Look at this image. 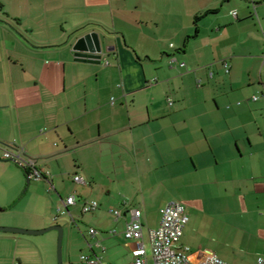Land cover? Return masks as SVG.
<instances>
[{
	"label": "crops",
	"instance_id": "crops-1",
	"mask_svg": "<svg viewBox=\"0 0 264 264\" xmlns=\"http://www.w3.org/2000/svg\"><path fill=\"white\" fill-rule=\"evenodd\" d=\"M0 3L17 24L0 17V139L5 151L24 147L48 173L0 195V226L59 224L62 198L75 194L64 216L79 227L88 213L82 202L95 199L86 196L89 186L102 189L104 203L90 226L96 235L79 227L83 261V254L111 264L132 259L129 214L116 219L113 209L141 208L150 244L160 208L180 200L189 215L180 242L194 259L215 253L257 264L264 255V0ZM90 31L103 40L100 62L74 56V42ZM196 216L209 238L192 235ZM55 237L0 231V264H56Z\"/></svg>",
	"mask_w": 264,
	"mask_h": 264
},
{
	"label": "built area",
	"instance_id": "built-area-1",
	"mask_svg": "<svg viewBox=\"0 0 264 264\" xmlns=\"http://www.w3.org/2000/svg\"><path fill=\"white\" fill-rule=\"evenodd\" d=\"M234 13L236 12L234 11ZM226 65H228L227 62ZM254 98L257 99L258 96L255 95ZM4 157L24 166L31 178L42 179L48 176V173L44 169L37 167L36 158L26 154L24 147H20L14 151L7 150ZM74 179L78 182H86L80 175H75ZM52 187L54 186L52 185ZM76 203L77 197L75 194H69L65 198H62L55 219H58L62 215L70 214L71 206ZM99 205L100 203L96 199H85L82 202V211H95L99 208ZM112 211L116 219L124 214H129L124 234L126 238L133 240L135 244L131 251L133 257L127 264H234L224 260L215 253H209L200 259L192 257L190 247L180 242L185 226L189 221L187 207L182 201L173 200L160 208L161 221L157 227L149 230L151 256L148 253L144 239L142 209L132 207L125 212L122 209H113ZM97 232L98 230L95 227L90 228L92 235H96ZM109 232L114 234L117 232V229L112 228ZM97 244H100V242L97 241ZM82 259L90 264H111L98 254H83ZM257 264H264V255L258 257Z\"/></svg>",
	"mask_w": 264,
	"mask_h": 264
},
{
	"label": "rangeland",
	"instance_id": "rangeland-1",
	"mask_svg": "<svg viewBox=\"0 0 264 264\" xmlns=\"http://www.w3.org/2000/svg\"><path fill=\"white\" fill-rule=\"evenodd\" d=\"M0 7V17L2 18H9L12 20L11 17L8 16V14L3 11ZM13 24V22L11 23ZM9 24V25H11ZM15 25V24H13ZM12 26V25H11ZM13 28H16L15 26H12ZM29 31V29H27ZM1 96V95H0ZM1 97H0V109H1ZM1 111H0V117H1ZM0 118V122H1ZM2 129V122L0 123V131ZM6 141H3L0 139V195H11L16 190V186L18 183H21L23 181L27 182V174L24 171V169L18 165L14 160L12 159H5L4 158V151L6 149ZM53 183V182H52ZM54 184V183H53ZM88 187L87 198H95L96 200L102 203V189L97 188H90ZM15 189V190H14ZM43 204L40 206V208H43ZM102 206L100 205L99 208L94 212H88L85 213V218L83 219V222L79 221V227L83 231H88L90 229V226L97 224V220L99 215L101 214ZM152 218H157L158 214L153 211L150 215ZM202 217L196 216L194 220H191L190 224L195 226L196 233L192 234L194 237L199 238L200 236H206L209 238V230L205 229L204 221L201 220ZM59 224L66 227L67 222L69 221V218L65 217L64 215L60 216L58 218ZM70 223V221H69ZM5 226V225H4ZM64 227V228H65ZM77 227V225H73L70 223L69 230L64 231L63 235V241H62V255H63V264H87L85 261L80 259V255L83 252L82 250H85L84 244H82V236L83 232ZM193 228V227H192ZM54 234L55 237V257H56V264H59L58 261V237L59 232L56 229L48 230L46 232L41 233V236H48ZM218 238L220 239H226V236L222 233L216 234ZM191 236V233H190ZM146 247L148 250L149 255L151 256V246L149 243H146ZM99 254H103L104 256H115L116 260H123V257L119 252H113L111 249H107L106 252H102L100 249L98 250ZM126 260L124 259L121 263L117 264H126ZM239 264V263H237Z\"/></svg>",
	"mask_w": 264,
	"mask_h": 264
},
{
	"label": "water",
	"instance_id": "water-1",
	"mask_svg": "<svg viewBox=\"0 0 264 264\" xmlns=\"http://www.w3.org/2000/svg\"><path fill=\"white\" fill-rule=\"evenodd\" d=\"M72 49L74 56L79 60H88L92 62H100L103 55V40L101 39L97 31H90L79 36L74 42ZM27 174V183H30L31 176L25 169ZM56 229L59 232L58 237V261L59 264H63L62 255V241L64 235V226L61 224H53L42 229H29L15 226H0V231H10L28 234H39L48 230Z\"/></svg>",
	"mask_w": 264,
	"mask_h": 264
},
{
	"label": "trees",
	"instance_id": "trees-1",
	"mask_svg": "<svg viewBox=\"0 0 264 264\" xmlns=\"http://www.w3.org/2000/svg\"><path fill=\"white\" fill-rule=\"evenodd\" d=\"M0 7H2V4L0 3ZM2 20H4V21H6L7 23H9V24H11L12 22H13V24H15V25H17L16 24V21H14L13 19L12 20H10L9 18H2ZM13 24H11L12 26H15V25H13ZM17 27V26H16ZM229 65V64H228ZM227 70H229V68L227 69ZM180 201V200H179ZM183 202V201H182ZM186 205V204H185ZM100 206V205H99ZM186 207H187V205H186ZM187 225V224H186Z\"/></svg>",
	"mask_w": 264,
	"mask_h": 264
}]
</instances>
